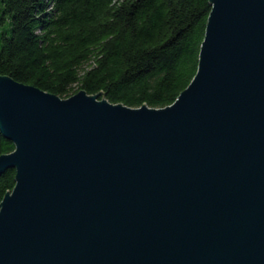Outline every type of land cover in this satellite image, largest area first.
<instances>
[{
  "label": "water",
  "instance_id": "1",
  "mask_svg": "<svg viewBox=\"0 0 264 264\" xmlns=\"http://www.w3.org/2000/svg\"><path fill=\"white\" fill-rule=\"evenodd\" d=\"M165 105L0 73V264H264V0H209Z\"/></svg>",
  "mask_w": 264,
  "mask_h": 264
},
{
  "label": "trees",
  "instance_id": "2",
  "mask_svg": "<svg viewBox=\"0 0 264 264\" xmlns=\"http://www.w3.org/2000/svg\"><path fill=\"white\" fill-rule=\"evenodd\" d=\"M209 0H0V73L59 96L170 103L193 75ZM13 143L0 131V153ZM0 172V199L14 183Z\"/></svg>",
  "mask_w": 264,
  "mask_h": 264
}]
</instances>
